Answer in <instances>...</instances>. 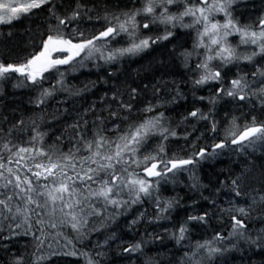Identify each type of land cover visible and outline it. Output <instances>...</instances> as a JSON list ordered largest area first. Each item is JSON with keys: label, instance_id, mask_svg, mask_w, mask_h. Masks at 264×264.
<instances>
[{"label": "snow or ice", "instance_id": "6c2138e0", "mask_svg": "<svg viewBox=\"0 0 264 264\" xmlns=\"http://www.w3.org/2000/svg\"><path fill=\"white\" fill-rule=\"evenodd\" d=\"M242 3L0 0V25L36 24L25 47L11 31L0 40V88L27 89L33 112H0L2 264H165L147 247L157 240L174 244L166 264H231L234 253L264 264V5L245 15ZM158 50L167 71L155 83L108 72L98 102L45 120L50 99L90 90L69 84L73 73ZM189 93L174 122L167 113ZM226 153L244 166L202 184L196 172ZM185 173L200 194L187 204L164 195Z\"/></svg>", "mask_w": 264, "mask_h": 264}, {"label": "trees", "instance_id": "16d2710c", "mask_svg": "<svg viewBox=\"0 0 264 264\" xmlns=\"http://www.w3.org/2000/svg\"><path fill=\"white\" fill-rule=\"evenodd\" d=\"M111 3L115 4L116 0H110ZM264 5V0H247V3L241 4V9L247 15L249 12L254 10H259L261 6ZM39 23V21H36ZM35 28L36 24L31 23L30 21H24L23 23L16 22L15 27H9L8 25H0V40H3L4 36H6L9 31H11L14 35L11 40V45H19L20 47H25L29 42V37L25 35V31L28 28ZM190 43V42H189ZM171 47V45H169ZM135 62H124L122 65H116L114 68H107L97 70L95 67L91 69H83L81 73H73L77 78L72 79L71 75L69 76V84L76 85L79 87H83L84 85L89 86V91L85 94L83 99L75 98V103H62L65 99L71 100L72 98L67 97L64 94L58 95L55 99H50L47 102L46 112H45V120L51 121L54 118H59V116L63 113L65 107L67 108H78L80 111H83L85 107L90 105L93 101L98 102L99 98L103 95V91L106 85L103 83L104 79L107 77L108 72H115L120 80L123 81L126 77L129 80H134L136 82H140L144 80L145 82L155 83L162 74H164L167 69L161 66V61L167 62V56H161L160 50L152 53L151 55L145 56L143 59L139 57L134 58ZM99 78V79H98ZM165 79L171 80L173 77L165 75ZM179 81V76L175 77ZM92 82H96L95 87H92ZM115 78L109 81V84L115 83ZM55 83V81H53ZM47 86V85H46ZM185 91H187L185 89ZM206 94V93H204ZM35 95L34 93L32 94ZM150 95V93H149ZM83 105V107H81ZM192 106V96L188 94V101L185 103L183 99L179 101L178 104L174 105V110H170L167 115L170 116L174 122H179L182 119L183 114H185V110ZM32 106L29 104V93L27 89H13L11 84H8L6 89L0 88V112L6 114H12L15 110L17 116H23L25 119H28L33 115ZM59 110V111H57ZM39 115V112L36 113ZM191 130V129H189ZM181 134H183V128L180 129ZM182 143V141H181ZM175 147V146H174ZM257 157L261 156V153L257 151ZM251 161V157L248 158ZM244 157H237L236 154H225L219 157L217 160L212 161L211 163L205 165L202 170H198L196 175L200 177L201 183L204 185L209 184L210 180L214 181L215 175L219 173L221 170L227 171L228 168L233 167L239 169L244 166ZM256 163L259 164L260 160L257 159ZM188 180V174L185 173L181 179V182L173 186L171 183L165 186L164 195L165 196H179L183 198V203L187 204L191 202V199H195L199 197V192L189 191V188L186 186ZM175 188V190H173ZM209 193L206 191L204 195L207 196ZM151 211V209H150ZM177 214L179 216L185 215L183 207L177 210ZM215 223V222H214ZM258 226V225H257ZM149 231H152L149 228ZM157 232H160L162 235L163 229L157 228ZM144 226H141L140 233L143 234ZM139 237H137L138 239ZM93 242H95V237L93 238ZM167 242V241H166ZM31 245V238H23L13 246V250L16 248H22L24 244ZM148 248L153 249L151 254H155L156 250H159L162 255L160 259L166 261L169 255V249L174 248V244H168V247L163 248L160 247V241L157 240L155 245L149 244ZM115 249V246H113ZM2 254V253H0ZM115 255V252L113 253ZM53 261H57L61 258L53 257ZM68 261H74L76 258L68 257L65 258ZM253 260L259 264L261 259L260 256L252 257ZM143 257H141V262ZM2 264V262H0ZM80 264H83V260L80 261ZM120 264H130L129 261H121ZM231 264H241L240 254L234 253L232 256ZM247 264V261H245Z\"/></svg>", "mask_w": 264, "mask_h": 264}, {"label": "rangeland", "instance_id": "374dc122", "mask_svg": "<svg viewBox=\"0 0 264 264\" xmlns=\"http://www.w3.org/2000/svg\"><path fill=\"white\" fill-rule=\"evenodd\" d=\"M113 246H115V245H113Z\"/></svg>", "mask_w": 264, "mask_h": 264}]
</instances>
